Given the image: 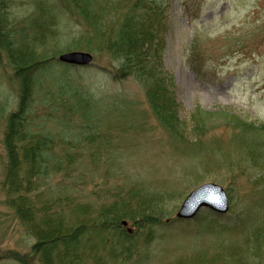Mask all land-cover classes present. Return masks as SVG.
Instances as JSON below:
<instances>
[{
	"label": "rangeland",
	"instance_id": "obj_1",
	"mask_svg": "<svg viewBox=\"0 0 264 264\" xmlns=\"http://www.w3.org/2000/svg\"><path fill=\"white\" fill-rule=\"evenodd\" d=\"M50 6L60 25L56 34H43L48 23L42 8ZM10 9L23 25L41 13L43 37L31 44L40 54L56 61L69 51L94 54L92 64L78 67L74 80L81 91L100 100L103 111L95 113L93 121L100 126L86 130L88 139L69 145L64 139L75 141L86 120L65 111L52 114L57 86L41 87L37 110L29 117H39L42 124L32 127V134L42 128L56 137L47 158L49 172L25 180L19 192L10 191L12 185L5 183L10 164L6 132L18 108L19 86L0 46V264H45L33 248L39 242L34 223L45 212L53 214L46 207L53 206L65 224L77 226L80 215L92 223L99 210L113 204L133 232L131 240L116 231L102 233L110 250L126 252L120 262L111 261V251L103 252L105 264H264V151L258 161L248 146L264 142V131L258 130L264 125V0L92 1L89 20L101 18V32L119 28L133 11L150 18L158 56L144 62L152 64L151 77L158 83L162 78L160 84L170 92L164 102L173 110L170 122L185 136L181 139L154 114L148 87L133 76L120 78L117 63L103 48L107 40L89 42L94 26L89 30L88 19L70 14L60 0H13ZM30 30L22 34L32 38ZM17 144L22 145L20 139ZM71 152L77 155L72 175ZM18 153L23 156L19 148ZM61 159L66 169L54 174ZM27 176L20 170L19 185ZM205 183L228 191V214L204 209L195 219H177L185 198ZM19 196L30 198L34 207L19 213L11 201ZM78 204L90 207L88 217L77 211ZM146 215L148 225L142 221ZM89 242V250L83 246L84 262L96 264L102 247L97 250Z\"/></svg>",
	"mask_w": 264,
	"mask_h": 264
},
{
	"label": "trees",
	"instance_id": "obj_2",
	"mask_svg": "<svg viewBox=\"0 0 264 264\" xmlns=\"http://www.w3.org/2000/svg\"><path fill=\"white\" fill-rule=\"evenodd\" d=\"M12 1L13 0H0L2 12L0 16V46L1 49L7 53L9 63L15 70L14 77L19 86L18 108L10 115L9 126L6 132V140L9 145L10 164L7 169L8 181H5V183L12 185L11 188H9L10 191L14 190V192H19V189H22L24 186L25 180L33 176L40 177L48 175L47 158L51 155L52 148L56 144L54 139L56 137H51L50 132L47 130L45 131L39 128L40 130H38L37 134H32V127L42 125L37 121L39 117H34L32 119L29 117L30 114L37 110L34 106L39 102L38 96L40 97L41 87L46 83L51 85V88L57 86L56 92L58 91V97L54 98L53 107L50 109L52 114H56L60 111L64 113L65 111L72 115L81 114L86 120V122H83L79 127V135H75L77 136L75 141H72V139L66 141V139H64L65 143L69 145L81 144L83 139H88L86 130H94L98 127L99 122H94L93 117L97 112L101 113L103 110L99 107V99L95 98L89 92L81 91L76 84L74 77L78 74L77 69L79 68L61 64L59 61H56L55 57L49 58L46 56L47 54H40L34 45H31L32 43L40 42L43 37L39 32L41 28V25H39L41 13L39 12L40 17H34L24 25L21 23L19 24L11 14L10 7ZM60 1L63 2V5L70 14L79 15L82 19H88L86 20L89 22L88 26L91 24L89 30L94 26V37L88 38L89 42L95 39L101 40L103 37L107 40V45H103V48L109 53V57L114 59L117 63L114 67H117L116 72H119L121 75L120 78L133 76L145 88L148 87L146 88L147 97L156 117L168 128L167 130L169 132L176 134V138H184V134L175 129L176 126L170 122L171 118L169 115L173 114V110L167 102H164L167 96L170 95V92L160 84L162 78L160 83H158L155 78L151 77L153 71L152 64L149 62L145 64L144 62L147 58H151L154 55L158 56V44H156L150 18H142V16L138 15L139 13L133 11L131 13L132 16L127 15L125 20L119 25V28L115 27L114 30V27H111L109 30L106 29V31L101 32L99 25L102 19L89 20L91 15L89 9L94 0ZM135 7L141 8V5L137 3ZM42 10L44 14L43 20L45 23H48L47 29L44 27L45 32H43V34H56L60 22L57 21V17L54 14L55 12H53L51 6L50 10L52 13L47 7L42 8ZM47 14L48 16H46ZM30 28H32L30 32L34 34L31 36L32 38H30L28 34H22V32L25 33ZM89 30L87 29V31ZM108 31H110V34H108ZM84 38H87V36ZM41 44L44 43L41 42ZM147 45L150 46L149 50L152 52H150L148 48L145 49ZM151 47H154V49H151ZM73 72L75 73L73 74ZM151 84L154 85V88H150ZM164 84L167 86L166 83ZM37 88L38 90L35 92ZM68 93L69 96H66ZM45 98L43 99V101H45L42 102L43 104L46 103ZM63 117H68L71 121L73 116L64 114ZM34 122L35 124H31ZM257 129L258 127L256 130ZM258 130L264 131V125L259 127ZM78 136H82V138ZM19 139L22 143L21 146L17 144ZM50 141H53V143ZM250 144L251 145H248L250 154L256 160L260 161L259 151H264V142L263 144H258L257 142H251ZM18 148L20 152H23L22 157L18 153ZM76 158L77 155L72 152L70 156H68V161L71 163L68 166V174L70 175L74 173L72 168L74 166L73 161ZM62 163H64V161L61 159L53 166L51 172L57 174L65 170L66 166H63ZM25 165H28V168H25ZM20 170L28 176L23 177L19 185L18 176ZM11 201L13 205L17 207L19 213L30 211L31 207H34V205H31V199L23 196L14 198ZM27 205L31 206L27 208ZM69 205L72 206L73 204ZM86 205L87 204H78L77 211L85 217H88L87 211H89L90 207ZM114 205L115 204L111 205L109 209L103 208L99 210L97 217L93 219L92 223H89L88 218H82L80 215L75 220V222L79 224L77 226L75 225L76 223H71L70 225L65 224L64 219L59 217L60 214L57 215L58 212L53 206L46 207L44 211L50 210L51 208L53 214L50 215V213L45 212V218H42L38 225L34 223V228L39 231V242L34 246L33 252L37 253L38 256L41 255L45 264H86L84 260L86 259L87 251L85 252L83 250V246L86 245V249L89 250V241L93 240L97 247L95 249L98 250V248L102 247V254L99 256L100 260L96 262V264H105V262L108 261L103 253L108 251H111L109 253V257H112L111 261H125L123 254L126 252H122L119 249L110 250L107 246L109 244L108 236L102 240V233L104 232L108 235V232L111 231L119 232L124 239L131 240L130 234L120 225L123 215L117 211L120 209H115ZM73 210L75 211L74 208ZM142 218L144 219L142 221L146 222L145 225L150 224V215H146ZM95 222L96 226L90 228L89 224L92 225ZM122 250H124V248Z\"/></svg>",
	"mask_w": 264,
	"mask_h": 264
},
{
	"label": "water",
	"instance_id": "obj_3",
	"mask_svg": "<svg viewBox=\"0 0 264 264\" xmlns=\"http://www.w3.org/2000/svg\"><path fill=\"white\" fill-rule=\"evenodd\" d=\"M59 60L63 63L77 66H88L93 63L94 56L90 52L70 51L62 53ZM204 207L210 208L218 213L225 214L230 209V200L227 191L216 183H206L194 190L184 201L177 214L181 219H193ZM128 221H123L125 227ZM130 233L132 229L128 230Z\"/></svg>",
	"mask_w": 264,
	"mask_h": 264
}]
</instances>
